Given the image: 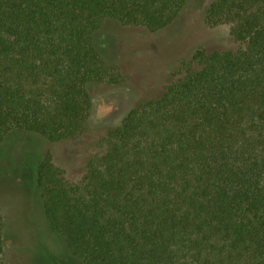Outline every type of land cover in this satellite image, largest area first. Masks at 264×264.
<instances>
[{
    "label": "trees",
    "instance_id": "16d2710c",
    "mask_svg": "<svg viewBox=\"0 0 264 264\" xmlns=\"http://www.w3.org/2000/svg\"><path fill=\"white\" fill-rule=\"evenodd\" d=\"M194 2L0 0V194L35 159L46 243L33 264H264V0H211L206 22L238 46H198L98 128L103 151L80 179L51 148L93 128L94 86L126 80L97 36L160 32ZM7 235L0 204V264Z\"/></svg>",
    "mask_w": 264,
    "mask_h": 264
},
{
    "label": "rangeland",
    "instance_id": "374dc122",
    "mask_svg": "<svg viewBox=\"0 0 264 264\" xmlns=\"http://www.w3.org/2000/svg\"><path fill=\"white\" fill-rule=\"evenodd\" d=\"M210 2L195 0L171 26L157 33L140 26L115 25L97 36L98 45L110 62L121 66L126 80L115 86H94L93 128L77 139L51 145L55 161L65 168L67 177L80 179L87 158L103 151L100 142L103 132L98 128L119 122L143 97L159 92L174 78L182 58L190 57L198 46L208 50L238 46L228 24L212 26L206 22ZM35 169V159L17 169V189L10 188L8 180L1 183L0 204L8 227L6 258L9 264H33L39 243H46L40 237V231H46L45 221L40 212L35 214V202L39 199L30 184L35 181Z\"/></svg>",
    "mask_w": 264,
    "mask_h": 264
},
{
    "label": "flooded vegetation",
    "instance_id": "af4514ba",
    "mask_svg": "<svg viewBox=\"0 0 264 264\" xmlns=\"http://www.w3.org/2000/svg\"><path fill=\"white\" fill-rule=\"evenodd\" d=\"M125 115H126V114H125ZM125 115H124V116H125Z\"/></svg>",
    "mask_w": 264,
    "mask_h": 264
}]
</instances>
